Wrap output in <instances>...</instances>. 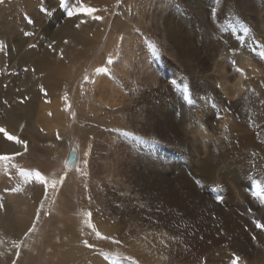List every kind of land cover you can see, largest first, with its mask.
Wrapping results in <instances>:
<instances>
[{
    "label": "rangeland",
    "instance_id": "374dc122",
    "mask_svg": "<svg viewBox=\"0 0 264 264\" xmlns=\"http://www.w3.org/2000/svg\"><path fill=\"white\" fill-rule=\"evenodd\" d=\"M232 2L0 0L24 25L0 32V128L22 141L0 133L14 151L0 161V264H264L263 221L245 214L264 208V11L253 22ZM204 10L219 55L200 75ZM66 19L83 54L62 90L37 91L40 113L8 126L28 54L52 51L45 28Z\"/></svg>",
    "mask_w": 264,
    "mask_h": 264
},
{
    "label": "bare ground",
    "instance_id": "6f19581e",
    "mask_svg": "<svg viewBox=\"0 0 264 264\" xmlns=\"http://www.w3.org/2000/svg\"><path fill=\"white\" fill-rule=\"evenodd\" d=\"M29 2L26 4L27 7L29 5ZM232 3H233V6L236 7L237 10H239V12L245 18H247L248 20H251L253 22L256 21L255 17L261 15L260 13L262 11H264V0H233ZM51 4H52V2H51ZM8 9H10V8H8ZM12 12H13L12 10L11 11L6 10V11L0 12V32H2V31H3V33L7 32V34L9 32L12 36L13 35L16 36L17 34L20 36V33H19L20 29L24 25L21 23L16 24L17 22L15 20H13L12 18H11V20L9 19V17H13ZM35 17H37L38 21L41 23L40 17H42V15H40V17L38 15H36ZM257 18L259 19L260 24L261 23L264 24V19H262L261 17H257ZM68 20L69 19H66L65 24L63 26L60 25L59 28H57L54 32H52V30H50L51 26L48 28H45L46 33H48V36L51 37L50 39H53L52 42L50 40V43L54 42L53 47H52V51H49L47 48H45L42 52H40L38 54L37 53L28 54L29 52L27 53L29 60H30L29 61L30 67H29V71L26 74L27 76L25 75L26 77H23V79L21 81V87H22L23 92H25L26 94L28 93V97H27V100L26 99L23 100V102H22L23 104L22 103L21 104L16 103V101L10 103L9 108L6 109V111H8V116H7L8 117L7 118L8 119L7 125L8 126H11V124H13L12 122H14V121H17L18 123L23 122L26 124L27 122H25V121L29 119L32 111L35 110L36 106H39L38 108H39V113H40L41 108L43 106H45V104H43L41 102V103L35 105V100L38 97L37 91H39L40 87H44L45 89H47L49 92H52V93L55 91L58 92V90L59 91L62 90L63 89V80H64V77H63L62 72H61V71H63V70H61L62 67L67 66L68 68L66 69V71L70 68V72H71L72 71L71 68H73L75 66V63H76L75 59H78L83 54V53H81L80 47L84 46L86 44V42L83 39L79 38L78 30L80 28L74 29L72 27V25L69 26ZM200 20L202 22V27L206 28L205 32L203 33V39L204 40L202 39L203 40L202 41L203 47L196 49L194 44L191 42L192 47L193 46L195 47L193 49V51L195 50L194 55L192 56V57H194L195 62L192 64L194 65L196 73L203 75V73H201V71L206 70L208 68V64H209L210 60L215 59L214 58L215 55H219L217 52L218 51L217 47L219 44L216 46L215 43L213 42V41H215V39L212 37L211 31L213 30L214 27L206 20V11H205V15H203L200 18ZM70 23H71V21H70ZM192 35H193V33H192ZM188 37L191 39L190 35ZM208 37H212L213 39L212 38L208 39ZM190 39H188V40H190ZM76 49H78V50H76ZM21 50H22V47H21ZM23 53H20V54L22 55ZM21 55H20V57H21ZM61 59H63V61ZM64 60H66V63ZM216 66H217V64H216ZM222 66L224 67V63H222L218 66L219 68L221 67L220 70H224V68ZM228 69L229 68H226L225 70L228 71ZM222 72L223 71H221V73ZM63 73H65V72H63ZM221 73L219 74V77L222 76ZM254 73H256V72H254ZM223 74H226L225 71ZM236 92H237V90H236ZM238 92L240 93L239 90H238ZM14 96H11V97H14ZM56 104H57V101H56ZM240 142H242L243 148H245L247 150L249 148L251 149V147H253V142H252L250 137H245ZM1 145H4V142L0 139V146ZM68 145H69L68 154H67L66 160H64V162H65V165L67 168H72L76 163L77 150L75 149L74 146H72V145L70 146V143H68ZM254 145L256 146V148L259 149L258 145H256L255 143H254ZM1 150H5V148L0 147V151ZM257 150H256V152H257ZM260 156H262L264 158V146L261 147ZM205 158H207V157H205ZM216 168H218V167H216ZM217 174H218V172H217ZM34 192H36V191H34ZM32 194L34 195L33 192H32ZM206 201H207V199H206ZM245 214L249 215L248 217H257V218L261 219V221H263V224H264V208L260 207V208L253 210V211H249L248 209H246ZM245 219L247 220V217ZM0 220H3V217H2V219L0 218ZM10 220H11V218H10ZM7 221H9V219ZM14 221H15V219H14ZM14 223H18V222H14ZM20 225H22V223ZM3 230H7V232L12 231L11 228L7 225L5 226V228H3ZM263 236H264V234H263ZM259 261H261V260L259 259L258 261H254L253 263L258 264ZM95 263H96V261H95Z\"/></svg>",
    "mask_w": 264,
    "mask_h": 264
},
{
    "label": "snow or ice",
    "instance_id": "6c2138e0",
    "mask_svg": "<svg viewBox=\"0 0 264 264\" xmlns=\"http://www.w3.org/2000/svg\"><path fill=\"white\" fill-rule=\"evenodd\" d=\"M80 11L83 12V13H85V14H87V15H93V13H95V12L97 11V9H95V8H90V7H81V8H80ZM74 14H75V10H74V9L68 11V15H69L70 17H71L72 15H74ZM93 18L96 19V20H101V19H102V17H100V16H94ZM45 94H47V93L45 92ZM0 133H2L3 136H4L8 141H15V142H17V143H22V141H20L17 137H15V136H13V135H10V134L8 133V131H7L6 129H4V128H0ZM16 155H19V153H17ZM9 159H10L9 156H6V155H4V156H0V161H5V160H9ZM35 175H36V177L39 178L40 182L44 183V178H43V176L41 175V173L36 172ZM45 195H47V187H45ZM217 203H223V198H222V197L218 198V199H217ZM256 227H257V228H264V225H262V224H260L259 222H257V223H256ZM97 235H99V234H97ZM88 246L91 247V245H88ZM239 260H240V258L237 256V257L234 259L233 264H239ZM13 264H15V262H13Z\"/></svg>",
    "mask_w": 264,
    "mask_h": 264
},
{
    "label": "crops",
    "instance_id": "0c3cea01",
    "mask_svg": "<svg viewBox=\"0 0 264 264\" xmlns=\"http://www.w3.org/2000/svg\"><path fill=\"white\" fill-rule=\"evenodd\" d=\"M9 153H10V154H11V153H14V151H11V152H0L1 155H6V156H10ZM2 162H3V161H2ZM0 164H1V163H0ZM14 180H15V179H14ZM14 180H13V181H14ZM15 185H16V183L14 184V186H15ZM23 185H24V184H23ZM23 185L18 186V187H19V188L21 187V189H22V186H23ZM25 188H26V187H25Z\"/></svg>",
    "mask_w": 264,
    "mask_h": 264
}]
</instances>
